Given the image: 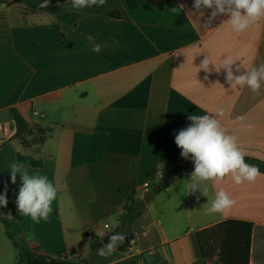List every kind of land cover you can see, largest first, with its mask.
I'll return each instance as SVG.
<instances>
[{
	"label": "crops",
	"instance_id": "crops-1",
	"mask_svg": "<svg viewBox=\"0 0 264 264\" xmlns=\"http://www.w3.org/2000/svg\"><path fill=\"white\" fill-rule=\"evenodd\" d=\"M42 2L0 0V194L6 191L8 199L0 210L11 213L4 217L15 239L1 223L2 263H17V242L26 254L65 250L88 264L120 227L127 197L142 199L149 183L150 194L157 192L149 194L130 231L134 243L122 253L132 264H195L201 257L196 234L227 220L252 224L250 264H264V175L242 184L227 176L201 185L208 197L200 190L188 194L194 164L174 142L189 115L212 114L245 157L264 163V86L258 93L233 90L223 69H197L207 56L219 67L231 55L234 74L237 66L243 73L264 64V18L237 33L226 15L208 24L212 9L197 11L194 0H175L185 17L144 0H133L132 12L126 0L84 10L51 0L48 8L60 11L49 20ZM12 110L33 135L17 136ZM41 129H49L44 142ZM18 155L42 162L29 172L46 175L58 189L48 221L34 223L17 211L21 180L17 175L11 183L9 166ZM184 167L192 170L163 183L166 173ZM221 189L236 203L207 214Z\"/></svg>",
	"mask_w": 264,
	"mask_h": 264
},
{
	"label": "clouds",
	"instance_id": "clouds-1",
	"mask_svg": "<svg viewBox=\"0 0 264 264\" xmlns=\"http://www.w3.org/2000/svg\"><path fill=\"white\" fill-rule=\"evenodd\" d=\"M51 0H43L40 8H48ZM71 7L76 10H84L93 7H103L107 0H69ZM193 7L200 11L202 8L212 9L209 16L210 24L218 15H226L227 23L233 32L241 33L251 25L264 18V0H194ZM172 11H176L175 8ZM49 20H54L52 13H47ZM207 27V24L205 25ZM92 43L93 37H87ZM101 46L94 44L92 50L100 52ZM235 59L227 55L219 61V67L213 62L210 56L202 60L199 70L210 71L209 65L215 66V71L223 69L226 73L225 80L231 89L248 87L252 92L258 93L264 86V64L258 67L253 66L241 73L240 66L233 71ZM191 123L175 134V144L181 149L180 155L187 160L191 157L194 164V171L191 173L188 184L189 192L200 190L202 195L208 197V189L201 185L210 181L223 180L231 176L236 184L245 181L254 182L258 176L264 175L257 165L249 164L245 160L244 151L237 145L236 138L228 134L223 128L219 119L212 114L188 116ZM238 119H243L239 117ZM163 168V166H162ZM161 168V176H162ZM11 183L15 184L17 175L20 176L21 186L19 188L16 207L20 216L30 217L34 223L48 221L53 211V202L58 199L56 185L46 176L30 173L28 165L23 162H13L9 166ZM235 200L221 189L211 200L207 214L223 213L231 209ZM7 193L0 194V206L7 207ZM0 216H5L0 213ZM6 218H12L9 213ZM123 235L116 233L108 238V242L98 250V255L107 257L111 255L117 244L123 240ZM26 239L33 241V235L29 234Z\"/></svg>",
	"mask_w": 264,
	"mask_h": 264
},
{
	"label": "trees",
	"instance_id": "trees-1",
	"mask_svg": "<svg viewBox=\"0 0 264 264\" xmlns=\"http://www.w3.org/2000/svg\"><path fill=\"white\" fill-rule=\"evenodd\" d=\"M147 4L152 5L158 10H163V6H167V12L173 11L179 16L185 17L183 11L175 6V0H144ZM129 11L132 12L133 0H126ZM43 12L57 14L60 7L44 8ZM11 115L17 130V136L24 134L33 135L34 131L29 128L24 118L16 111L12 110ZM49 129H41L38 140L44 142L47 139ZM249 164L257 165L260 172H264V163L258 160L245 157ZM18 162H23L28 167H42L43 163L31 157L18 155ZM154 192H152L153 194ZM150 194V195H152ZM150 195L140 199L131 194L127 197L123 206L125 215L120 221L121 230L118 232L123 235V246L119 252L125 253L130 247L131 236L130 231L135 222L142 216L150 201ZM0 213L1 210H0ZM0 220L5 224L9 237L15 241L14 237L9 233V223L4 216H0ZM196 239L200 247L201 257L195 264H250L251 257V241H252V224L244 221L227 220L212 227L203 229L196 234ZM108 242V241H107ZM106 242V243H107ZM105 243V244H106ZM20 254L16 264H85L84 261L74 259L67 255L65 250L58 251L52 256L26 254L23 248L15 242ZM96 243L92 244L95 250ZM119 264H128L127 261Z\"/></svg>",
	"mask_w": 264,
	"mask_h": 264
},
{
	"label": "rangeland",
	"instance_id": "rangeland-1",
	"mask_svg": "<svg viewBox=\"0 0 264 264\" xmlns=\"http://www.w3.org/2000/svg\"><path fill=\"white\" fill-rule=\"evenodd\" d=\"M185 177L186 176H184V178ZM156 192H157V190H154V193L152 194V196L155 195ZM1 223H3V222L0 220V228L2 229ZM123 244H124V242H123V240H121L117 244L115 251L111 255H109L107 257H102V256L98 255V251H97L96 252V256H94L92 259H90L88 264H100V263H103V264L105 263L106 264V263H109V262L114 261V260H121L120 262L127 261L128 264H132L131 260L125 259L126 255H124L121 252H119V249L123 246ZM0 260H1L0 264H8V262L4 261V263H2L3 260L2 259H0Z\"/></svg>",
	"mask_w": 264,
	"mask_h": 264
},
{
	"label": "water",
	"instance_id": "water-1",
	"mask_svg": "<svg viewBox=\"0 0 264 264\" xmlns=\"http://www.w3.org/2000/svg\"><path fill=\"white\" fill-rule=\"evenodd\" d=\"M192 169H190V167H184V169H179V170H172V171H169L168 173H166L164 176H163V183L165 185H170L172 183V181H174L176 178H178L184 171H190ZM121 230V226L118 227L117 229H115L112 233H110L106 239H105V243L108 241V238L113 235V234H116L118 233L119 231Z\"/></svg>",
	"mask_w": 264,
	"mask_h": 264
},
{
	"label": "built area",
	"instance_id": "built-area-1",
	"mask_svg": "<svg viewBox=\"0 0 264 264\" xmlns=\"http://www.w3.org/2000/svg\"><path fill=\"white\" fill-rule=\"evenodd\" d=\"M175 164L179 165V162H175ZM142 193H143V198L147 197L150 194V184L149 183H146L144 185V187L142 189ZM109 227H110L109 225H107V224L105 225V229L106 230L109 229ZM95 234H96V232L95 233H90V236H93V235L95 236ZM97 234L99 235V237H102V238L105 237V234L103 232H98ZM133 243H134V241L131 240L130 244L132 245ZM140 264H146V263L141 262Z\"/></svg>",
	"mask_w": 264,
	"mask_h": 264
}]
</instances>
